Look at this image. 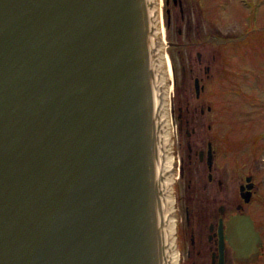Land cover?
<instances>
[{"label":"water","instance_id":"water-1","mask_svg":"<svg viewBox=\"0 0 264 264\" xmlns=\"http://www.w3.org/2000/svg\"><path fill=\"white\" fill-rule=\"evenodd\" d=\"M165 47L161 0H0V264H177Z\"/></svg>","mask_w":264,"mask_h":264},{"label":"flooded vegetation","instance_id":"flooded-vegetation-1","mask_svg":"<svg viewBox=\"0 0 264 264\" xmlns=\"http://www.w3.org/2000/svg\"><path fill=\"white\" fill-rule=\"evenodd\" d=\"M195 10V4L187 0H161L166 54L172 48L178 49L180 56L178 64L171 56L170 64L172 82L177 86L171 99L176 261L177 264H256L264 258V234L254 217L260 184L250 173L241 180L234 174L224 176L221 158L229 152V147L224 148L221 143L223 129L233 132L227 126L232 122L227 119L231 113L221 103L220 106L214 103L209 93L214 80H208L216 50L224 45L223 32L213 21L200 24L202 13L198 15ZM199 31L200 36L195 39L193 35ZM176 32L178 38L174 35ZM199 46L202 51L194 58L193 51ZM181 61L185 80L176 79L175 70ZM246 194L250 196L248 201L243 196ZM241 213L251 216L262 238L259 253L250 262L235 258L227 236L228 221Z\"/></svg>","mask_w":264,"mask_h":264},{"label":"rangeland","instance_id":"rangeland-1","mask_svg":"<svg viewBox=\"0 0 264 264\" xmlns=\"http://www.w3.org/2000/svg\"><path fill=\"white\" fill-rule=\"evenodd\" d=\"M187 1L195 4L198 15L202 13L200 24L213 21L223 32L224 45L216 50L208 79L214 80L209 87L214 103L218 106L221 103L224 110L231 113L227 119L232 122L229 121L227 126L233 132L230 134L223 129L221 144L224 148L229 147V152L223 154L221 164L224 176L234 174L241 180L248 173L255 175L260 187L254 217L264 234V0ZM214 32L218 31L215 29ZM200 33L196 32L194 38ZM174 35L178 38L177 32ZM170 49L173 100L177 86L172 82L171 56L177 64L180 56L178 49ZM198 51H202L201 46L193 51L194 58ZM182 52L186 57V51ZM182 65L181 61L175 70L177 80H185ZM263 263L264 258L256 264Z\"/></svg>","mask_w":264,"mask_h":264}]
</instances>
